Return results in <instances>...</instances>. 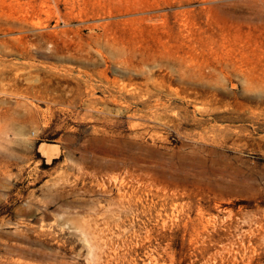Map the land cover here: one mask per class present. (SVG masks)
Listing matches in <instances>:
<instances>
[{
    "label": "rangeland",
    "instance_id": "374dc122",
    "mask_svg": "<svg viewBox=\"0 0 264 264\" xmlns=\"http://www.w3.org/2000/svg\"><path fill=\"white\" fill-rule=\"evenodd\" d=\"M0 264H264V0H0Z\"/></svg>",
    "mask_w": 264,
    "mask_h": 264
},
{
    "label": "bare ground",
    "instance_id": "6f19581e",
    "mask_svg": "<svg viewBox=\"0 0 264 264\" xmlns=\"http://www.w3.org/2000/svg\"><path fill=\"white\" fill-rule=\"evenodd\" d=\"M42 148H43L44 152H45L48 156L51 155V154H53L54 151L57 150L56 147H53V146H51V145H43Z\"/></svg>",
    "mask_w": 264,
    "mask_h": 264
}]
</instances>
